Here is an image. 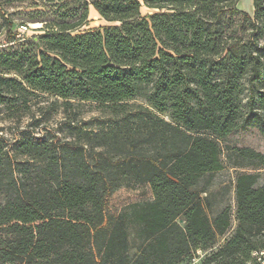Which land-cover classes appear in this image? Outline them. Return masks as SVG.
<instances>
[{"label": "trees", "instance_id": "1", "mask_svg": "<svg viewBox=\"0 0 264 264\" xmlns=\"http://www.w3.org/2000/svg\"><path fill=\"white\" fill-rule=\"evenodd\" d=\"M46 1L56 16L34 19L30 40L4 19L15 47L0 52V108L25 114L40 94L111 119L0 141V264H190L199 251L198 264H264L260 173L236 176L235 226L214 250L231 209L209 217L207 197L220 142L247 129L264 140V0L252 16L239 0ZM90 6L110 25L76 32ZM226 160L264 169L249 147H227ZM142 185L149 200L105 213L109 196Z\"/></svg>", "mask_w": 264, "mask_h": 264}, {"label": "rangeland", "instance_id": "2", "mask_svg": "<svg viewBox=\"0 0 264 264\" xmlns=\"http://www.w3.org/2000/svg\"><path fill=\"white\" fill-rule=\"evenodd\" d=\"M237 8L249 15L253 14L252 0H239ZM143 16L152 14L153 11L142 7L140 10ZM56 16V9L46 0H24L22 2L7 0L0 1V52L15 47L13 43L8 42L9 31L8 24L4 19L10 20L16 26L26 25L28 31L23 35L25 41L30 40L32 35H40L35 29L42 27L41 23L34 22V19L40 17L46 21H51ZM40 24V25H39ZM110 24L105 22L90 6L88 9L87 22L84 26L78 28L76 32H85L97 30ZM142 103L140 99L130 101L129 104ZM29 110L17 116H10L8 112L0 108V141L11 147L14 141L25 134L33 138L53 137L61 139L63 137H72L71 128L82 127L93 129L100 123L109 121L111 118L106 114L103 106L94 103H74L72 107L65 108L62 101L50 95H38L31 99ZM70 126V127H69ZM222 152V161L224 168L213 174L208 179L207 197L211 203V211L216 212L220 206L228 205L231 209V226L224 237L219 238L213 248H217L230 235L235 226V179L239 173L252 174L259 172L261 182L264 180V169L255 171L249 167L235 169L231 167L227 160V147H249L257 152H264V140L262 136L253 129L242 130L230 135L227 139L220 142ZM205 185L202 181L201 187ZM150 193L147 185L136 186L131 188H121L107 198L105 213L107 215H117L124 207L133 203H139L150 199ZM205 197V194L202 195ZM207 252H197L195 258L190 264H198Z\"/></svg>", "mask_w": 264, "mask_h": 264}, {"label": "built area", "instance_id": "3", "mask_svg": "<svg viewBox=\"0 0 264 264\" xmlns=\"http://www.w3.org/2000/svg\"><path fill=\"white\" fill-rule=\"evenodd\" d=\"M27 32V28L25 26H20L18 29V38H22L23 35Z\"/></svg>", "mask_w": 264, "mask_h": 264}]
</instances>
